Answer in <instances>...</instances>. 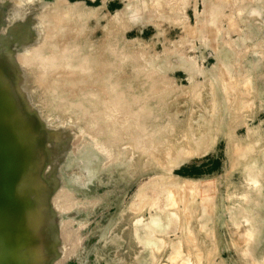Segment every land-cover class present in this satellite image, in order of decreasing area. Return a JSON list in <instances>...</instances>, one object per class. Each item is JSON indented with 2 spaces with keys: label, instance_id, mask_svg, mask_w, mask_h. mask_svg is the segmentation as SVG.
<instances>
[{
  "label": "rangeland",
  "instance_id": "obj_1",
  "mask_svg": "<svg viewBox=\"0 0 264 264\" xmlns=\"http://www.w3.org/2000/svg\"><path fill=\"white\" fill-rule=\"evenodd\" d=\"M0 87L15 260L264 264V0H0Z\"/></svg>",
  "mask_w": 264,
  "mask_h": 264
},
{
  "label": "water",
  "instance_id": "obj_2",
  "mask_svg": "<svg viewBox=\"0 0 264 264\" xmlns=\"http://www.w3.org/2000/svg\"><path fill=\"white\" fill-rule=\"evenodd\" d=\"M13 112L12 101L0 87V264H23L15 257L17 250L27 244L28 238L22 216L30 201L18 197L15 188L21 174L26 171L29 151L19 138L17 126L11 121ZM4 245L10 248L6 250Z\"/></svg>",
  "mask_w": 264,
  "mask_h": 264
},
{
  "label": "bare ground",
  "instance_id": "obj_3",
  "mask_svg": "<svg viewBox=\"0 0 264 264\" xmlns=\"http://www.w3.org/2000/svg\"><path fill=\"white\" fill-rule=\"evenodd\" d=\"M135 14H136V13H135ZM251 14H252V12H250V13L248 14V16H250ZM135 16H136V15H135ZM248 16H247V17H248ZM138 19H139V18H138ZM42 44H43V43H42ZM36 49H37V48H36ZM35 52H36V54H35V53H32V54H33L32 56H35V55H36L35 59H36L37 62H39V63H43V62L46 61V59H45V61H44V58L42 59V57H39V56H41L40 53L38 54L37 51H35ZM34 54H35V55H34ZM24 55H25V54H24ZM22 58H23V61L25 62V65H24V63H23V65H24L25 67H27L28 65H31V62H32V59H33V58L31 57V55L28 56V57L25 56V57H22ZM17 61H18V60H17ZM19 61H20V59H19ZM23 61H22V62H23ZM46 62H47V61H46ZM43 66H44V65H43ZM47 67H48V66H46V68H47ZM49 67H50V69L52 68L51 66H49ZM20 73H21V72H20ZM18 75H19V78L17 77L18 80H21L20 78L23 77L24 73H21V74H18ZM22 79H23V78H22ZM4 82H5V81H4ZM15 82H16V84L19 85V81H15ZM4 84H5V83H4ZM2 85H3V84H2ZM6 85H7V84H6ZM7 87H8V86H7ZM11 87H12V86H11ZM14 88H15V87H14ZM14 88L12 87L13 90L11 89V91H15ZM11 91H10V92H11ZM19 92H20V90H19ZM19 92H18V93H19ZM12 93H13L14 95L17 94V92H16V94H15L14 92H12ZM20 93H21V92H20ZM20 93H19V94H20ZM16 96H17V95H16ZM20 96H21V95H20ZM12 119H13V118H12ZM22 122H23V121H22ZM19 124H20V123H19ZM22 128H23V127H22ZM19 131H21V130H19ZM26 131H27V130H26ZM97 131H98V130H97ZM22 133H23V132H22ZM97 133H98V132H97ZM94 134H95V133H94ZM54 135H55V134H54ZM19 136H20V135H19ZM55 137H56V136H55ZM38 152H39V151H38ZM38 152H37V153H38ZM41 182H42V180H41ZM22 183H23V182H22ZM41 184H42V183H41ZM19 185H20V184H19ZM43 186H45V185H43ZM17 187H18V184H17ZM18 189H19V188H18ZM20 191H21V190H20ZM18 192H19V191H18ZM19 193H20V192H19ZM57 194H58V193H57ZM54 197H55V196H54ZM56 201H57V200H56ZM34 207H35V206H34ZM31 209H32V208H31ZM172 210H173V209H172ZM26 212H27V211H26ZM40 213H41V211H40ZM29 216H30L32 219L34 218L35 221L37 220L36 222L34 221L35 223L39 222L38 219L36 218L37 214H36L35 210H30V212H28L27 217L29 218ZM50 216H51V215H50ZM37 217H38V216H37ZM39 217H40V216H39ZM40 218H41V217H40ZM29 219H30V218H29ZM32 219H31V220H32ZM43 219H44V218H43ZM39 220L42 221V219H39ZM28 223H29V222H28ZM37 224H38V223H37ZM37 224H36V225H37ZM39 224H40V223H39ZM28 227H29V226H28ZM41 228H42V227H41ZM43 228H44V227H43ZM38 230H39V229H37V231H38ZM42 230H43V229H42ZM39 231H40V230H39ZM43 231H44V230H43ZM36 233H37V232H36ZM44 234H45V233H44ZM38 236H39V235H38ZM42 236H43V235H42ZM36 238H37V237H36ZM48 243H49V242H48ZM39 245H40V244H39ZM37 246H38V245H37ZM41 246H42V245H41ZM44 247H45V246H44ZM44 247H43V248H44ZM37 248H38V247H37ZM40 248L42 249V247H40ZM33 249H34V248H33ZM56 249H57V248H56ZM34 250H35V249H34ZM45 250H46V249H45ZM49 250H51V248H49ZM49 250H48V251H49ZM52 250H53V249H52ZM30 252H31V250H30ZM37 252H39V251L37 250ZM50 252H51V251H50ZM55 252H56V251H55ZM45 253H46V252H45ZM44 256H45V255H44ZM46 256H47V255H46ZM38 263H39V262H38Z\"/></svg>",
  "mask_w": 264,
  "mask_h": 264
}]
</instances>
